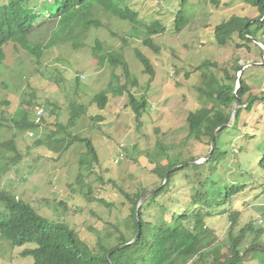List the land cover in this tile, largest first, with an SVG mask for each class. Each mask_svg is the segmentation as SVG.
Segmentation results:
<instances>
[{"label": "rangeland", "instance_id": "rangeland-1", "mask_svg": "<svg viewBox=\"0 0 264 264\" xmlns=\"http://www.w3.org/2000/svg\"><path fill=\"white\" fill-rule=\"evenodd\" d=\"M4 1L0 0V4ZM42 1L49 0H36L32 6L38 8ZM189 1L184 9L190 11L188 6L191 5L192 14L183 29L176 32L173 23L180 8L179 0H126L139 19L146 23L158 20L164 26L162 34L152 37L158 47L156 53L144 47L139 36L129 37L126 22L113 19L100 10L96 15L102 26L90 28L80 39V48L62 43L44 51L40 59L11 42L3 48L0 143L13 142L17 153L0 148V167L7 166L8 169L0 180V191L28 203L47 221L72 228L93 254L99 240L104 241L105 246L116 245L118 232L126 239L132 238L131 203L123 192L132 196L143 189L150 191L160 186L162 182L153 172L158 162L165 163V160L161 161L165 156L159 154V149L163 148L167 155H177L180 162L191 159L200 162L207 156L210 149L207 142L186 139L188 113L207 104L198 91L203 84L201 70L197 68L202 62L209 61L219 68L229 69L235 59L242 65L253 64L244 76L249 78L246 81L250 94L261 100L249 113L242 112L237 128L225 129L217 137L219 149L213 175L201 169L199 175L189 172L192 179L187 180L183 178L184 173L177 171L171 177L172 184L167 192L145 209L144 220L156 224L162 217L169 220L173 214L181 215L185 210L187 214L191 213L197 208L191 204L192 188H197L199 180L210 176L221 187L243 186V189L222 206H214L208 211L211 217L205 219V225L213 232V238H208L211 241L209 250L226 253L229 247L228 215L232 212H238L234 236L248 224L252 225L241 243V251L253 241L264 243V171L259 167L264 154V72L253 68L258 67L255 63L264 66V55L260 54L263 46L252 44L250 52L238 50L233 45L219 47L212 35L216 24L233 15L253 18L258 13L241 0H220L217 8L208 0ZM41 20L32 40L45 44L49 21L43 17ZM122 37L127 38L125 45ZM95 39L105 52L123 55L130 79L137 81L136 86L130 85L121 68L97 65L91 55ZM136 49L153 68L151 81L134 55ZM210 69L218 73L216 68ZM112 74L117 77L119 86L127 84L128 91L135 97H145L147 108L140 127H137L131 110L126 108V93L121 97L108 93V102L102 111L92 103L94 96L108 87ZM114 83L113 86L117 84ZM246 100L247 96L243 98ZM27 101L31 105L25 103ZM72 102L86 106V114L68 133L92 142L99 163L91 169L90 165H80L81 156L86 152L83 144L74 143L67 151L59 152L52 144L44 143L48 138L64 136L57 134V124H68ZM21 107L29 111V121H39L37 129H17L15 113ZM38 109L43 110L41 119ZM96 116L102 120L94 119ZM233 121L228 126H232ZM37 140L43 144L36 145ZM16 157L20 158L12 162L11 159ZM99 199L107 202L109 207L97 202ZM259 229L261 233L257 235L255 232ZM34 246L12 247L9 241L0 237V264H32L31 257H22L20 253ZM255 254L250 264H264V257ZM205 260L202 263L195 258L188 264H210V257Z\"/></svg>", "mask_w": 264, "mask_h": 264}, {"label": "trees", "instance_id": "trees-1", "mask_svg": "<svg viewBox=\"0 0 264 264\" xmlns=\"http://www.w3.org/2000/svg\"><path fill=\"white\" fill-rule=\"evenodd\" d=\"M245 5L254 8L258 15L256 17L231 16L229 19L222 21L213 28V38L219 47L228 45L235 46L236 49H244L250 52V45H258L255 40L264 46V0H241ZM189 0H179V10L177 11L173 27L179 32L188 23L192 14L193 7L188 6ZM36 0H5L0 4V68L5 60L4 46L10 42L32 55L36 59H40L46 50H50L62 43H70L74 49L80 48L79 42L90 28H100L102 24L98 19L96 12L101 13L126 22L128 26L129 37L139 36L142 39L144 47L150 49L154 53L158 52V47L154 44L152 37L160 35L165 28L158 20L146 23L138 18V13L128 6L126 0H49L42 1L40 7L32 6ZM215 8L218 7L220 0H208ZM190 4V3H189ZM43 9V11H41ZM45 18L49 21L48 38L45 44L39 40H32L36 30L40 27L41 19ZM45 24V22H44ZM125 45L127 38H121ZM94 47L91 55L100 67L109 64L112 68H121L123 75L129 80L131 86H136L137 81L130 79L128 65L122 54L114 51L105 52L102 44L95 39ZM257 47V46H256ZM260 54L264 55V50H260ZM135 57L144 68V72L149 76V81L154 76L153 68L149 60L139 51H134ZM257 69L264 66L255 63ZM243 65L239 64L235 59L229 69L219 68L217 64L209 61L202 62L197 69L201 70L200 77L202 84L198 91L205 98L207 104L203 107L191 111L186 117L188 134L186 139H194L196 141L207 142L209 145L214 136L215 130L222 127L230 118L232 109L240 99V107L237 109L232 126L223 127L215 137V147L211 157L203 164L190 165L194 161H181L177 155H167L163 148L159 149V154L165 156L158 162L153 170L155 175L163 183L164 178L169 170L174 167L182 166L170 174L167 184L153 197L141 206L138 212V221L136 220V208L139 200L148 192L143 189L134 193L132 196L123 192L124 197L131 203L130 218L132 221L133 236L126 239L118 232L119 242L113 247L105 246L104 241H98L94 254L88 249L78 237L77 233L69 226L63 223H53L41 217L28 203L18 199L15 195L0 191V237L10 242L12 247H22L27 244H34V248H25L20 255L22 257H31L32 264H107L106 256L115 248L130 242L138 232L140 226V237L136 243L118 251L111 255V264H188L193 259L204 263L206 258L210 257V264H250L251 259L255 255L264 257V243L257 244L252 242L243 251L240 246L243 242L246 232L252 229V225L248 224L242 228L238 236L233 235L236 226L238 212H232L228 215L230 221L228 239L229 247L226 253L217 250H209L213 238V232L205 225V219L211 217L208 212L214 206H222L232 196L237 194L242 187L228 186L221 187L216 183L213 177L199 180L197 188H192V196H190L191 204L195 208L191 213L182 212L181 215L173 214L169 220H162L156 224L144 220V211L156 203L155 199L167 192L172 184V176L176 172L184 173V179H192L190 173L199 175L200 170L210 171L213 175V164L217 161L215 158L218 153L216 143L217 137L221 132L228 128H237L243 111L250 112L257 101L261 100L250 94V86H248L244 76L248 71L247 67L242 71L240 76L241 86L234 92L237 85V75ZM216 68L218 71H212L210 68ZM247 69V70H246ZM116 76L112 74V81L108 87L94 96V103L98 110L102 111L106 108L108 102V93L114 97H121L126 93L128 95L126 108H129L134 115V120L140 127L141 118L147 108V101L144 96L140 99L135 97L128 91L127 84L122 86L117 83ZM78 81V79H76ZM117 83L113 86V83ZM114 83V84H115ZM247 96V100L243 98ZM31 103L29 101L25 102ZM68 124H57V134L63 133L61 138L53 140L46 139L44 143L52 144L54 149L59 152H65L74 143L83 144L86 152L81 156L80 165H90L99 163L97 153L92 142L89 139L82 138L77 135H71L68 130L73 128L76 122L86 114V106L72 102L69 106ZM14 124L18 130L32 131L38 128L39 121H29V111L22 107L15 113ZM41 119V118H40ZM94 119L101 121L102 117L96 116ZM41 140L36 141V145H42ZM0 148L7 149L17 153L15 144L0 143ZM20 157L12 158L15 162ZM259 167L264 171V154L259 161ZM207 169V170H206ZM7 166L0 167V180L7 173ZM160 183V186L162 185ZM89 200V197L86 196ZM104 207L109 204L102 199L97 200ZM65 206L64 203H60ZM260 235L261 230L255 232ZM91 253L89 255L87 253ZM264 262V260H263Z\"/></svg>", "mask_w": 264, "mask_h": 264}, {"label": "water", "instance_id": "water-1", "mask_svg": "<svg viewBox=\"0 0 264 264\" xmlns=\"http://www.w3.org/2000/svg\"><path fill=\"white\" fill-rule=\"evenodd\" d=\"M254 42H256L257 44H260L258 41H254ZM263 46V45H262ZM263 50H264V46H263ZM251 65H253V64H244L242 67H241V70H240V72L238 73V75H237V78H238V81H237V85H236V90H235V92H234V95H235V97L237 96L236 95V91L240 88V86H241V81H240V76H241V74H242V71L245 69V68H247V67H249V66H251ZM240 107V99H238L237 98V102H236V104L234 105V107H233V109H232V114H231V116H230V118L228 119V121L222 126V127H220V128H218L217 130H215V132H214V136H213V138H212V140H211V143H210V149H209V152H208V154H207V156H205V157H203L201 160L202 161H200V162H197V161H192V162H190L189 164L190 165H197V164H201V163H204L205 161H207L210 157H211V155H212V153H213V149H214V147H215V137H216V135L218 134V132L223 128V127H225V126H228V124H229V122L234 118V115H235V113H236V111H237V109ZM182 166H177V167H174V168H172L171 170H169L168 172H167V174H166V176H165V178H164V181H163V183H162V185L161 186H159L158 188H156V189H153V190H150V191H148L140 200H139V202H138V204H137V208H136V220L138 221L139 219H138V212H139V209L141 208V206L147 201V200H149L151 197H153V196H155L162 188H163V186L165 185V184H167V182H168V180H169V177H170V174L171 173H173L175 170H177V169H179V168H181ZM139 237H140V226H138V232H137V234L134 236V238L130 241V242H128V243H126V244H124V245H121V246H119V247H117V248H115L114 250H112L111 252H109V254H107V256H106V260H107V264H111L110 263V257H111V255L113 254V253H115V252H118V251H120V250H122V249H124V248H126V247H128V246H130V245H132V244H134V243H136V241L139 239Z\"/></svg>", "mask_w": 264, "mask_h": 264}, {"label": "built area", "instance_id": "built-area-1", "mask_svg": "<svg viewBox=\"0 0 264 264\" xmlns=\"http://www.w3.org/2000/svg\"><path fill=\"white\" fill-rule=\"evenodd\" d=\"M37 113H38V117L40 118L41 115H43V110H42V109H39V110L37 111Z\"/></svg>", "mask_w": 264, "mask_h": 264}, {"label": "clouds", "instance_id": "clouds-1", "mask_svg": "<svg viewBox=\"0 0 264 264\" xmlns=\"http://www.w3.org/2000/svg\"><path fill=\"white\" fill-rule=\"evenodd\" d=\"M38 110H39V109H38ZM38 110H37V111H38Z\"/></svg>", "mask_w": 264, "mask_h": 264}]
</instances>
